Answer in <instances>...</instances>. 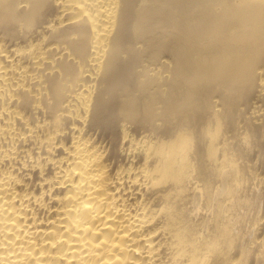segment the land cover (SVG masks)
I'll list each match as a JSON object with an SVG mask.
<instances>
[{
    "label": "bare ground",
    "instance_id": "6f19581e",
    "mask_svg": "<svg viewBox=\"0 0 264 264\" xmlns=\"http://www.w3.org/2000/svg\"><path fill=\"white\" fill-rule=\"evenodd\" d=\"M0 264H264V0H0Z\"/></svg>",
    "mask_w": 264,
    "mask_h": 264
}]
</instances>
